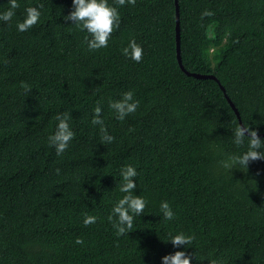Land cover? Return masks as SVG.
Listing matches in <instances>:
<instances>
[{
	"label": "trees",
	"instance_id": "1",
	"mask_svg": "<svg viewBox=\"0 0 264 264\" xmlns=\"http://www.w3.org/2000/svg\"><path fill=\"white\" fill-rule=\"evenodd\" d=\"M108 2L120 24L97 50L64 19L72 0H17L0 21V264H162L175 251L191 264H264V160L220 166L247 150L233 142L240 122L264 140V0H177L183 67L213 74L239 117L214 79L178 64L175 0ZM40 5L39 22L18 31ZM9 7L0 0V14ZM131 40L138 63L122 54ZM129 91L139 106L118 120L110 104ZM98 103L111 143L91 122ZM64 112L75 135L57 155L48 137ZM128 165L147 205L118 237L107 217ZM179 232L195 236L189 247L167 242Z\"/></svg>",
	"mask_w": 264,
	"mask_h": 264
},
{
	"label": "clouds",
	"instance_id": "2",
	"mask_svg": "<svg viewBox=\"0 0 264 264\" xmlns=\"http://www.w3.org/2000/svg\"><path fill=\"white\" fill-rule=\"evenodd\" d=\"M125 3L126 0H114L115 5L123 6ZM127 3L135 5L136 0H127ZM9 4L8 10L0 14V21L10 22L15 15L14 10L19 7L17 0H9ZM40 7L42 5L27 7L25 9V18L22 22L17 23L18 31H28L39 22L41 16ZM213 14V12L205 10L201 13V16L205 17ZM64 19L71 21L72 24L89 34L90 38L85 37V40L90 50L107 47L109 38L114 30L119 28L120 24L118 9L116 6L110 5L108 0H72V10ZM122 54L138 63L143 58V48L135 40H131L128 46L122 49ZM21 86L25 92L31 91L29 85L22 82ZM138 106L139 102L133 100V93L131 91L124 93L122 99L119 101L110 104V107L117 113L116 118L118 120H124L127 115L134 113ZM93 111L94 116L91 122L93 125L101 126L102 142L111 143L114 137L108 135L107 129L104 127L99 103ZM70 118L68 112L60 113L55 117L58 124L54 134L48 137V142L55 147L57 155L63 153L67 149L69 142L74 138L75 133L71 130L68 123ZM245 139L248 141L247 150L239 155H228L225 160L220 162L222 168L229 171L237 167L247 169L250 162L264 160V140L252 128L240 125L234 130L233 142L237 146H242ZM56 171L58 173L59 169ZM120 175L122 183L119 190L124 195L115 203L111 214L107 217L108 221L112 223L118 237L131 232L135 217H140L147 205L144 197L133 194V189L137 187L134 179L137 176L136 169L131 165L125 166L121 169ZM160 207L165 220H172L174 218V213L168 202H161ZM95 222L96 217L90 215H86L83 221L85 226L94 224ZM168 235L167 242L170 241L174 248H180L181 246L187 248L195 239L194 235L183 232L175 235L169 233ZM75 243L82 245L84 241L82 238L77 237ZM161 261L162 264H191L192 254L186 251H175L172 254L163 256ZM208 264H222V261L218 258H211L208 260Z\"/></svg>",
	"mask_w": 264,
	"mask_h": 264
},
{
	"label": "water",
	"instance_id": "3",
	"mask_svg": "<svg viewBox=\"0 0 264 264\" xmlns=\"http://www.w3.org/2000/svg\"><path fill=\"white\" fill-rule=\"evenodd\" d=\"M175 21H176V25H175V29H176V34H175V36H176V56H177L178 64L180 65L181 69H183L186 73L193 75L194 77H198V78H212V79H214L218 83L219 87L222 89L226 99L228 100L229 104L233 108V110L236 113L237 117H239L238 111H237L235 105L233 104L231 99L226 94L224 87L220 84L218 79H216V77L213 74H210V73H208V74H200V73H196V72H189L188 70H186L183 67V65L181 63L180 53H179V13H178V2H177V0H175ZM240 125H242L241 122H240ZM261 134L264 135V133H261Z\"/></svg>",
	"mask_w": 264,
	"mask_h": 264
}]
</instances>
